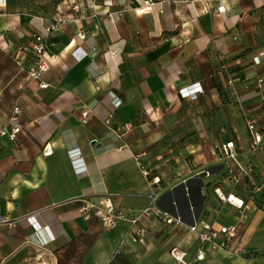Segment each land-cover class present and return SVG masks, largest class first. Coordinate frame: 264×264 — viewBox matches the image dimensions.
Instances as JSON below:
<instances>
[{
    "label": "crops",
    "instance_id": "0c3cea01",
    "mask_svg": "<svg viewBox=\"0 0 264 264\" xmlns=\"http://www.w3.org/2000/svg\"><path fill=\"white\" fill-rule=\"evenodd\" d=\"M151 2L0 0V132L22 130L0 133V264H175L174 247L186 260L201 247V264H264V195L245 212L222 202L218 193L249 200V184L233 188L213 151L233 141L246 162L247 124L264 125V0ZM75 3L94 8L78 18ZM54 12L71 19L50 36L51 69L30 81L14 57L31 62L32 35ZM196 83L202 92L182 98ZM139 155L160 178L161 209L187 226L236 225L233 244L213 250L155 220L131 244L128 223L106 231L81 215L82 200L105 194L128 216L148 206ZM251 162L264 182V139Z\"/></svg>",
    "mask_w": 264,
    "mask_h": 264
},
{
    "label": "built area",
    "instance_id": "2783aa9c",
    "mask_svg": "<svg viewBox=\"0 0 264 264\" xmlns=\"http://www.w3.org/2000/svg\"><path fill=\"white\" fill-rule=\"evenodd\" d=\"M146 9H149L152 5L151 0H143ZM182 2H210L219 0H180ZM68 8L74 12L78 18L85 17L86 9L93 10V4L80 5L71 4ZM71 18H65L61 16L58 12H54L48 19L47 26L43 31L34 33L32 35V60L29 64L24 65V56L16 54L14 59L16 66L20 71L24 72L30 81L40 82L41 77L47 73L55 57L49 56L47 49L49 45L50 36L53 32H56L63 24L70 21ZM74 20V19H73ZM81 40L84 39V35H79ZM22 59V61H21ZM47 84L40 83V88H47ZM202 89L198 83L188 86L180 90L182 98H188L193 100L196 98L198 93H201ZM120 105L119 102H114L113 107L116 109ZM20 109L15 106L12 111V116L10 118L11 122H16L18 119V114ZM89 112L83 111L81 113L82 122L86 123ZM112 116H108L104 123L108 126L110 124ZM247 129L250 134V144L248 147V159L246 162H240L238 160V153L233 141H228L218 147L215 146L213 150L218 157L222 160L224 170L227 174L228 180L231 182L233 188H236L240 184H249L248 193L249 200L245 201L240 197L233 194L222 195L218 193L220 200L224 203L229 204L239 212H245L251 209L254 205V197L256 195H264V182L260 183L258 175L255 171V166L252 164L251 159L256 156L262 149V143L264 139V125L261 129H257L253 122L247 124ZM124 128L119 135L123 134ZM21 128L19 126H14L11 128L10 132L2 130L0 133H7L11 140H16L17 134L21 133ZM117 133V132H116ZM44 156H50L52 154L51 148L47 145L43 149ZM142 155L136 156V162L141 170L143 177L147 179L148 186L150 189L149 193V204L138 214L134 216H128L122 210L115 209L111 195L105 194L98 197L95 200H82L79 207V212L83 216L93 215L100 221L102 228L106 231L114 230L119 222L128 223L127 239L131 244H137L142 242L148 231V224L155 220L157 222L163 223L167 226L178 225L187 228L188 232L193 233L197 236L200 244L208 243L213 250L215 249H226L228 248L237 237V226H219L214 228V224L204 223L199 224L196 220L191 225H185L181 218L174 213H170L161 209L157 205L158 192L160 190V178L159 176L153 175L149 169L144 168L141 163L137 160ZM201 225V226H200ZM47 229V228H46ZM171 258L175 264H201L205 258L206 254L201 249V247L196 251L192 260H186V253L174 247L169 252Z\"/></svg>",
    "mask_w": 264,
    "mask_h": 264
}]
</instances>
